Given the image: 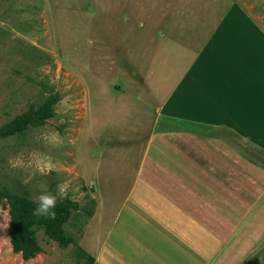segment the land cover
<instances>
[{"label": "rangeland", "instance_id": "rangeland-1", "mask_svg": "<svg viewBox=\"0 0 264 264\" xmlns=\"http://www.w3.org/2000/svg\"><path fill=\"white\" fill-rule=\"evenodd\" d=\"M232 1L264 28V0H0V124L59 95L44 125L0 140V188L77 201L83 208L64 224L77 239L92 193L124 195L131 186L142 144L132 135L150 126L156 102L205 38L200 19L215 20ZM7 225L0 200V259L19 264ZM93 235L91 225L79 245L89 250ZM56 249L60 264H87L73 244Z\"/></svg>", "mask_w": 264, "mask_h": 264}, {"label": "crops", "instance_id": "crops-1", "mask_svg": "<svg viewBox=\"0 0 264 264\" xmlns=\"http://www.w3.org/2000/svg\"><path fill=\"white\" fill-rule=\"evenodd\" d=\"M207 20L150 126L132 135L142 144L131 186L90 196L75 239L87 264H264V28L235 1ZM39 246L27 260L9 253L60 264L58 245Z\"/></svg>", "mask_w": 264, "mask_h": 264}, {"label": "trees", "instance_id": "trees-1", "mask_svg": "<svg viewBox=\"0 0 264 264\" xmlns=\"http://www.w3.org/2000/svg\"><path fill=\"white\" fill-rule=\"evenodd\" d=\"M58 100L59 95L57 93L49 94L39 104L29 105L25 110L0 124V140L19 136L30 127L44 125L54 115V107ZM0 200H4L7 204L8 225L6 233L11 250L14 253H19L22 259H30L40 252L41 248L36 236L38 231H42L59 247L64 248L73 244L81 251L75 238L64 230V224L70 218L72 211L83 208L77 201L68 197L56 201L54 209L56 217L54 220H48L32 215L36 201L31 200L26 194L13 193L7 188L1 187ZM92 212L93 206L86 211V215L89 217ZM89 261L91 262L92 259L89 258Z\"/></svg>", "mask_w": 264, "mask_h": 264}, {"label": "clouds", "instance_id": "clouds-1", "mask_svg": "<svg viewBox=\"0 0 264 264\" xmlns=\"http://www.w3.org/2000/svg\"><path fill=\"white\" fill-rule=\"evenodd\" d=\"M66 185L59 187L58 192L61 197L66 194ZM57 196L55 194L41 191L37 196L35 207L32 209V215L37 218H45L48 220H54L56 217L55 207H56Z\"/></svg>", "mask_w": 264, "mask_h": 264}]
</instances>
